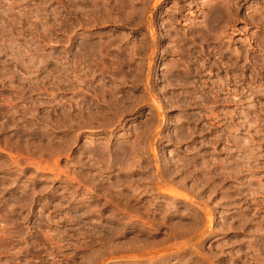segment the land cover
<instances>
[{"label":"rangeland","instance_id":"rangeland-1","mask_svg":"<svg viewBox=\"0 0 264 264\" xmlns=\"http://www.w3.org/2000/svg\"><path fill=\"white\" fill-rule=\"evenodd\" d=\"M0 264H264V0H0Z\"/></svg>","mask_w":264,"mask_h":264}]
</instances>
